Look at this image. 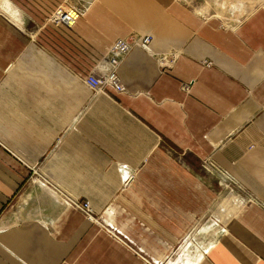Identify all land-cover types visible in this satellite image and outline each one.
Masks as SVG:
<instances>
[{
  "label": "crops",
  "instance_id": "1",
  "mask_svg": "<svg viewBox=\"0 0 264 264\" xmlns=\"http://www.w3.org/2000/svg\"><path fill=\"white\" fill-rule=\"evenodd\" d=\"M13 1L22 20L0 14V264L162 260L204 199L173 151L211 156L246 192L195 264H264V2L227 27L181 0ZM59 5L72 25L47 23L31 40L23 24ZM131 34L152 39L122 59L123 90L87 88L115 38ZM40 178L100 221L54 210Z\"/></svg>",
  "mask_w": 264,
  "mask_h": 264
},
{
  "label": "rangeland",
  "instance_id": "2",
  "mask_svg": "<svg viewBox=\"0 0 264 264\" xmlns=\"http://www.w3.org/2000/svg\"><path fill=\"white\" fill-rule=\"evenodd\" d=\"M47 0H17V3L26 7V5H42L46 3ZM51 2V0H49ZM64 3L65 0H58ZM184 5L193 9L195 12L203 16H217L221 19L224 26L233 27L242 18H244L251 10L256 8L258 5L262 4L264 0H181ZM7 3L10 7L15 10V17L11 16L13 19L18 17L19 21L22 20L20 11L13 5L15 2L13 0H0V14H8L4 11L7 8ZM13 3V4H12ZM52 3V2H51ZM61 3V4H62ZM53 4V3H52ZM7 5V6H6ZM59 5L56 10L51 14H47L45 23H24L23 28L27 33L34 36L37 31L43 26L50 24H64L62 22L56 23L52 20L57 10H61ZM3 12V13H2ZM7 16V15H6ZM14 19V20H16ZM18 25H21L17 23ZM66 25V24H65ZM133 35V34H131ZM34 38V37H33ZM35 46L42 47V41H37L35 39ZM163 56L166 60L168 56ZM175 56H171L169 62H172ZM164 60V61H165ZM161 61V62H164ZM210 64V62H206ZM231 138L228 135L226 141ZM174 155L178 156L173 164H176L177 174L189 173L194 176L195 184H193L192 189L195 195L200 192V197H204L202 201L201 211L194 215L193 222H191L184 230L180 231L179 238L176 244L169 248L168 252L162 257L160 261H152L149 256L147 258L148 264H195L196 261L204 254L208 246L217 240L221 235L222 228L226 222L224 219L230 217L232 210L239 206L246 197V192L238 184L233 182L227 172L223 170L211 156H206L205 158L197 159L189 156L188 154H182V152H174ZM161 159H168L167 155H162ZM175 166V165H174ZM175 167V168H176ZM166 170L165 166L154 168V173H163ZM163 171V172H162ZM153 173V174H154ZM132 174V173H131ZM133 175V174H132ZM41 180V178H40ZM133 179L129 183L121 182V187L126 188L130 186ZM40 185L49 188L52 192V196L48 194L50 198V207L56 210L57 206H67L69 205L68 198H70L69 193L65 190L60 189L58 186L53 184L45 183L42 180L39 181ZM186 186L184 183L179 184V188ZM191 187V185H190ZM228 192V193H227ZM227 198V199H226ZM80 202H86L87 200L74 198ZM226 199V200H225ZM256 201L255 199H252ZM224 201V202H223ZM241 202V203H240ZM88 203V202H87ZM89 204V203H88ZM220 204V205H219ZM90 206V205H89ZM73 208V207H71ZM91 210L92 207L90 206ZM51 209V208H50ZM52 210V209H51ZM60 210V209H59ZM78 210V209H77ZM80 211V210H78ZM81 212V211H80ZM230 212V213H229ZM85 217L86 215L81 212ZM93 219H86L90 221H100L99 217L95 215L93 210L90 212ZM221 215V216H220ZM229 215V217H227ZM57 216V215H56ZM225 216V217H223ZM51 219L56 218L54 215L48 216ZM222 217V218H221ZM227 217V218H226ZM137 249V248H136Z\"/></svg>",
  "mask_w": 264,
  "mask_h": 264
},
{
  "label": "built area",
  "instance_id": "3",
  "mask_svg": "<svg viewBox=\"0 0 264 264\" xmlns=\"http://www.w3.org/2000/svg\"><path fill=\"white\" fill-rule=\"evenodd\" d=\"M64 17H66V13H64L62 10H57L55 15L52 17V20L56 23L62 22L66 24L63 21ZM151 39L152 36L150 34H133L131 36H126V38H115V40L108 47L107 52H105L106 54L99 58L97 64L94 66L95 68L83 78L87 88L91 89L92 91H100L105 87H109L114 91H122L123 84L118 74V68L122 59L134 47H139V49L142 48L146 51H150L149 45ZM159 60L164 61L165 58L160 56ZM183 87H186V85H183ZM121 173L122 181L125 184L129 183L133 179V175L131 172L126 170L125 167L122 168ZM68 201L71 207L80 210L89 219H93L92 214L90 213L92 210L87 202H80L74 198H68Z\"/></svg>",
  "mask_w": 264,
  "mask_h": 264
},
{
  "label": "bare ground",
  "instance_id": "4",
  "mask_svg": "<svg viewBox=\"0 0 264 264\" xmlns=\"http://www.w3.org/2000/svg\"><path fill=\"white\" fill-rule=\"evenodd\" d=\"M8 5V6H7ZM7 8H4V11L5 12H7V13H9V15H11V16H13V17H15V10L14 9H12V7H10V5H9V3H7ZM63 17V16H62ZM63 21L66 23V24H68L69 26H71L72 25V23H73V20L69 17V15H67L66 14V17H64V19H63ZM44 188V187H43ZM228 193V192H227ZM227 199V198H226ZM225 199V200H226ZM224 202V201H223ZM241 203V202H240ZM220 205V204H219ZM238 207V206H237ZM237 207H235L233 210H232V212L230 213L231 215H234V211L236 210V208ZM237 211V210H236ZM230 215V216H231ZM221 216V215H220ZM223 217H225V216H223ZM227 217H229V215L227 216ZM226 217V218H227ZM222 218V217H221ZM226 220H228V219H224L223 221L224 222H226Z\"/></svg>",
  "mask_w": 264,
  "mask_h": 264
}]
</instances>
